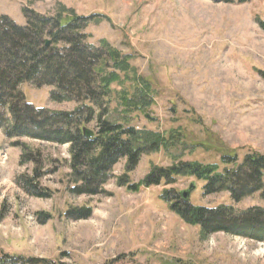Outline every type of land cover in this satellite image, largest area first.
Wrapping results in <instances>:
<instances>
[{"label": "rangeland", "instance_id": "obj_1", "mask_svg": "<svg viewBox=\"0 0 264 264\" xmlns=\"http://www.w3.org/2000/svg\"><path fill=\"white\" fill-rule=\"evenodd\" d=\"M24 10L45 17H97L85 29L87 42L99 47L105 41L131 56L135 73L154 90L151 119L126 113L129 123L163 135L180 129L186 147L142 156L131 172L121 160L102 194L78 197L68 191L74 178L67 145L8 139L0 129V251L65 264H264L263 244L223 233L205 237L159 200L163 190L182 192L194 184L193 205L243 211L264 208L258 195L237 204L227 193L202 196V184L193 178L137 192L119 185L125 175L137 184L152 166L168 167L174 158L217 164L223 154L239 161L250 152L264 155V0H0V16L17 25L26 24ZM122 86H110L109 118L121 110ZM50 90L30 83L20 87L35 107L76 108L72 101L51 102ZM86 128L93 132L94 125ZM25 155L30 160L20 163ZM36 169L47 198L31 196L21 183ZM79 208H90V218L66 216Z\"/></svg>", "mask_w": 264, "mask_h": 264}, {"label": "trees", "instance_id": "obj_2", "mask_svg": "<svg viewBox=\"0 0 264 264\" xmlns=\"http://www.w3.org/2000/svg\"><path fill=\"white\" fill-rule=\"evenodd\" d=\"M225 4H245L252 0H214ZM23 11L26 24L17 25L6 15L0 16V129L8 139L31 140L67 145L69 168L74 182L68 189L74 196L102 194L113 168L125 161L131 172L142 156L160 151L173 153L185 148L180 129L167 135L138 129L129 123L126 113L136 112L151 119L154 104L150 83L131 67L132 57L122 55L103 41L99 47L87 42L85 29L97 17H45ZM48 42V45H46ZM110 63V64H109ZM264 77V75H263ZM131 83L128 89L125 83ZM30 83L49 87L54 103L74 102L70 112L50 111L26 101L20 87ZM122 85L117 93L118 109L110 114V86ZM93 124L91 136L84 134ZM31 155L20 160L24 163ZM183 157V156H182ZM23 177L24 190L31 196L47 198L36 178ZM121 186L128 192L140 187L172 186L179 178H193L202 184V196L227 193L233 203L258 195L264 201V155L247 153L239 161L236 155L223 154L217 164H202L174 158L168 167L152 166L143 180ZM159 200L184 223L195 226L201 235L223 233L264 245V208L237 211L233 206L204 207L183 199L179 192L163 190ZM66 216L87 220L90 208L70 210ZM43 219V216H41ZM44 259L23 258L0 251V264H65Z\"/></svg>", "mask_w": 264, "mask_h": 264}, {"label": "water", "instance_id": "obj_3", "mask_svg": "<svg viewBox=\"0 0 264 264\" xmlns=\"http://www.w3.org/2000/svg\"><path fill=\"white\" fill-rule=\"evenodd\" d=\"M46 45H48V42H46ZM84 134L86 136H91L92 135V132L90 130H88V129H84ZM195 187L196 186L194 184H190V186L188 187V189L185 190V191L179 192V195L183 199L189 200L191 193L195 190Z\"/></svg>", "mask_w": 264, "mask_h": 264}]
</instances>
